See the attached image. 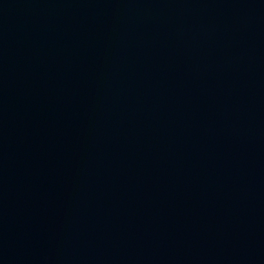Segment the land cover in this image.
<instances>
[{"label": "water", "instance_id": "95a60500", "mask_svg": "<svg viewBox=\"0 0 264 264\" xmlns=\"http://www.w3.org/2000/svg\"><path fill=\"white\" fill-rule=\"evenodd\" d=\"M0 264H264V0H0Z\"/></svg>", "mask_w": 264, "mask_h": 264}]
</instances>
